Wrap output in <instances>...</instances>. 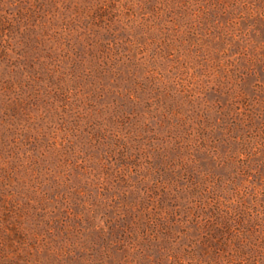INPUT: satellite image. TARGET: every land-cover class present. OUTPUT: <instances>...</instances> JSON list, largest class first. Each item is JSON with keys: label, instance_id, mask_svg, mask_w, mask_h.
<instances>
[{"label": "rangeland", "instance_id": "1", "mask_svg": "<svg viewBox=\"0 0 264 264\" xmlns=\"http://www.w3.org/2000/svg\"><path fill=\"white\" fill-rule=\"evenodd\" d=\"M0 264H264V0H0Z\"/></svg>", "mask_w": 264, "mask_h": 264}]
</instances>
